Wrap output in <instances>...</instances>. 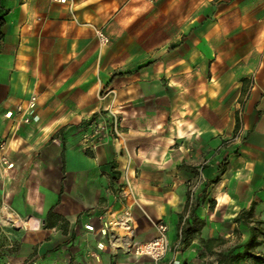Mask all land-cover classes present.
Wrapping results in <instances>:
<instances>
[{"label": "crops", "instance_id": "crops-1", "mask_svg": "<svg viewBox=\"0 0 264 264\" xmlns=\"http://www.w3.org/2000/svg\"><path fill=\"white\" fill-rule=\"evenodd\" d=\"M126 1L0 0V210L14 215L3 264H168L126 251L160 223L170 259L203 264L208 240L264 206V0H183L178 31L162 32L164 7L146 39ZM94 120L108 132L91 137ZM189 196L198 230L182 247Z\"/></svg>", "mask_w": 264, "mask_h": 264}, {"label": "rangeland", "instance_id": "rangeland-1", "mask_svg": "<svg viewBox=\"0 0 264 264\" xmlns=\"http://www.w3.org/2000/svg\"><path fill=\"white\" fill-rule=\"evenodd\" d=\"M155 1V0H154ZM158 4L156 5H148L144 4L143 1L139 0H127L124 3V12L132 13V15L137 16L138 18L136 21L133 23L132 27L130 29H133V31L140 35V37L146 39L148 37H151L152 33L154 31L157 32V30L153 29L156 26H161L163 21L161 17H155L151 16V12H156L157 10H162L164 7L170 8V14L168 18L170 19V23L166 25L164 30L161 31L165 35L169 34H174L176 31H178L179 26L178 23L180 21L179 15L180 13L189 10L191 4L183 2V0H158ZM141 4L142 7H139ZM136 18V17H135ZM157 34L155 35V37ZM178 40L174 41L171 46L176 44ZM5 142L0 141V153L5 150ZM2 211L0 210V264H3L5 261L6 256L10 251L13 249L9 247L10 243V236L11 233L14 229L13 226L9 225H4L2 222V217H1ZM255 217L264 222V206H256L255 209ZM262 228H264V223L261 225ZM224 231H226L224 229ZM247 229L241 225L238 227L236 226L234 229L233 234L228 237L227 234H223L221 239H224V242H221L220 240L217 241L214 245L215 247V252L219 251H226L232 246H235L236 244L243 242L247 238ZM258 254H261L264 256V237H260L258 246L256 247L255 250ZM215 255H208L207 259L205 261H212L214 260ZM244 264H252V263H244Z\"/></svg>", "mask_w": 264, "mask_h": 264}, {"label": "trees", "instance_id": "trees-1", "mask_svg": "<svg viewBox=\"0 0 264 264\" xmlns=\"http://www.w3.org/2000/svg\"><path fill=\"white\" fill-rule=\"evenodd\" d=\"M1 25V19H0ZM237 154V152H236ZM228 160L225 159L218 167V172L224 173L226 171V165ZM219 181L218 176L210 180V183H217ZM187 206L190 207V215L181 226V245L187 247L190 245L193 237L198 229L193 227L195 221L194 206L190 203V196L188 197ZM256 202H252L248 208L242 209L238 215L234 218V222L247 229V238L235 246L230 247L226 251L215 252V243L217 241L224 242V239H212L208 240L205 244L207 255H215L214 260L205 261L203 264H264V256L258 254L255 250L258 246L260 237H264V228L261 225L264 223L255 217ZM52 215V211L48 216Z\"/></svg>", "mask_w": 264, "mask_h": 264}, {"label": "built area", "instance_id": "built-area-1", "mask_svg": "<svg viewBox=\"0 0 264 264\" xmlns=\"http://www.w3.org/2000/svg\"><path fill=\"white\" fill-rule=\"evenodd\" d=\"M53 2L60 5H68L71 3V0H52ZM153 2L154 0H147ZM96 38L100 42L101 45H107L110 43L109 36L105 33L103 29H96ZM37 98L36 96H31L25 102L18 104L15 108V111L18 115H21V123H29L34 117V111L36 108ZM7 118L12 117V113L9 112L6 114ZM112 124L114 125V132L118 134L117 130V120L114 114H111ZM93 124V132L91 133V137H98L100 134H106L107 128L104 124V121L94 120ZM12 166V165H11ZM10 167V166H9ZM108 196L109 194H105ZM192 201L194 200V196H191ZM188 217H186L187 219ZM129 221L130 217L128 214H125L121 220L119 221V226L124 228L125 230H129ZM85 229L89 231H94V226L90 224L85 225ZM159 235L149 241L145 242H135L133 240H128L126 244L127 253L134 255L136 257H147L154 261L155 263L166 262L168 264H180V260L175 255L172 259H170V253L172 251V246L168 237V227L166 224L160 223L158 224ZM106 234V231H105ZM112 238L115 237V233L111 234Z\"/></svg>", "mask_w": 264, "mask_h": 264}, {"label": "bare ground", "instance_id": "bare-ground-1", "mask_svg": "<svg viewBox=\"0 0 264 264\" xmlns=\"http://www.w3.org/2000/svg\"><path fill=\"white\" fill-rule=\"evenodd\" d=\"M1 217H2V222L4 225H9L10 224V219H12L14 217V215L10 212H8L7 210H3L1 213ZM29 223V222H28Z\"/></svg>", "mask_w": 264, "mask_h": 264}]
</instances>
